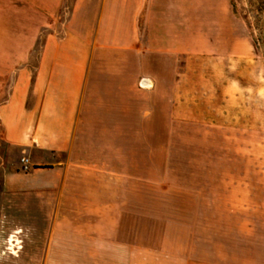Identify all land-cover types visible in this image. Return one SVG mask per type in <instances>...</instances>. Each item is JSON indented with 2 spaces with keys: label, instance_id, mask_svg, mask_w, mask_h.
Instances as JSON below:
<instances>
[{
  "label": "crops",
  "instance_id": "1",
  "mask_svg": "<svg viewBox=\"0 0 264 264\" xmlns=\"http://www.w3.org/2000/svg\"><path fill=\"white\" fill-rule=\"evenodd\" d=\"M0 1V134L30 156L27 199L50 208L48 252L71 251L65 264H208L147 244L140 214L138 140L162 103L153 66L193 42L194 0Z\"/></svg>",
  "mask_w": 264,
  "mask_h": 264
},
{
  "label": "rangeland",
  "instance_id": "2",
  "mask_svg": "<svg viewBox=\"0 0 264 264\" xmlns=\"http://www.w3.org/2000/svg\"><path fill=\"white\" fill-rule=\"evenodd\" d=\"M193 21V42L153 66L160 115L138 140L147 244L208 264H264V0H194ZM31 163L0 134V264H65L71 251L47 250L50 208L27 199Z\"/></svg>",
  "mask_w": 264,
  "mask_h": 264
},
{
  "label": "built area",
  "instance_id": "3",
  "mask_svg": "<svg viewBox=\"0 0 264 264\" xmlns=\"http://www.w3.org/2000/svg\"><path fill=\"white\" fill-rule=\"evenodd\" d=\"M24 170H28V160L25 158L21 159Z\"/></svg>",
  "mask_w": 264,
  "mask_h": 264
},
{
  "label": "bare ground",
  "instance_id": "4",
  "mask_svg": "<svg viewBox=\"0 0 264 264\" xmlns=\"http://www.w3.org/2000/svg\"><path fill=\"white\" fill-rule=\"evenodd\" d=\"M12 237H14V236H12ZM14 240H11V242H13ZM18 242V241H17Z\"/></svg>",
  "mask_w": 264,
  "mask_h": 264
}]
</instances>
